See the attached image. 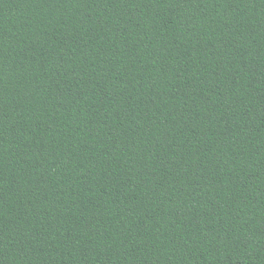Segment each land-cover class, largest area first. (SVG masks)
<instances>
[{
    "label": "trees",
    "instance_id": "obj_1",
    "mask_svg": "<svg viewBox=\"0 0 264 264\" xmlns=\"http://www.w3.org/2000/svg\"><path fill=\"white\" fill-rule=\"evenodd\" d=\"M0 264H264V0H0Z\"/></svg>",
    "mask_w": 264,
    "mask_h": 264
}]
</instances>
